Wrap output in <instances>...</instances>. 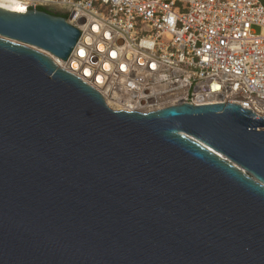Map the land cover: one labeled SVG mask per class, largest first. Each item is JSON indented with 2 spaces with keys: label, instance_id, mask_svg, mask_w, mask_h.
I'll return each instance as SVG.
<instances>
[{
  "label": "water",
  "instance_id": "1",
  "mask_svg": "<svg viewBox=\"0 0 264 264\" xmlns=\"http://www.w3.org/2000/svg\"><path fill=\"white\" fill-rule=\"evenodd\" d=\"M42 10L0 7V264H264V119L113 110Z\"/></svg>",
  "mask_w": 264,
  "mask_h": 264
},
{
  "label": "built area",
  "instance_id": "2",
  "mask_svg": "<svg viewBox=\"0 0 264 264\" xmlns=\"http://www.w3.org/2000/svg\"><path fill=\"white\" fill-rule=\"evenodd\" d=\"M18 1L83 32L51 57L113 110L228 103L264 119V0Z\"/></svg>",
  "mask_w": 264,
  "mask_h": 264
},
{
  "label": "bare ground",
  "instance_id": "3",
  "mask_svg": "<svg viewBox=\"0 0 264 264\" xmlns=\"http://www.w3.org/2000/svg\"><path fill=\"white\" fill-rule=\"evenodd\" d=\"M0 7L16 13H25L24 7L18 0H0Z\"/></svg>",
  "mask_w": 264,
  "mask_h": 264
},
{
  "label": "trees",
  "instance_id": "4",
  "mask_svg": "<svg viewBox=\"0 0 264 264\" xmlns=\"http://www.w3.org/2000/svg\"><path fill=\"white\" fill-rule=\"evenodd\" d=\"M42 11H45V10H42ZM59 16H61V17L65 18V19H67V18H68L66 15H59Z\"/></svg>",
  "mask_w": 264,
  "mask_h": 264
}]
</instances>
